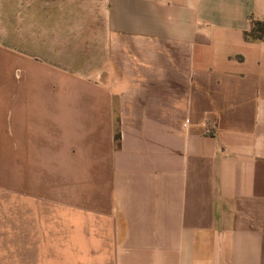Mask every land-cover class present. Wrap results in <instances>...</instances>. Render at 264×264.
<instances>
[{
  "label": "crops",
  "instance_id": "crops-1",
  "mask_svg": "<svg viewBox=\"0 0 264 264\" xmlns=\"http://www.w3.org/2000/svg\"><path fill=\"white\" fill-rule=\"evenodd\" d=\"M119 5L16 38L10 114L0 42V126L48 142L107 264H264V0Z\"/></svg>",
  "mask_w": 264,
  "mask_h": 264
},
{
  "label": "rangeland",
  "instance_id": "rangeland-1",
  "mask_svg": "<svg viewBox=\"0 0 264 264\" xmlns=\"http://www.w3.org/2000/svg\"><path fill=\"white\" fill-rule=\"evenodd\" d=\"M120 3L124 0H0L4 90L9 98L6 102L10 103L6 105L5 113L13 112L11 99L20 73L16 68V38L35 23L78 26L83 20L81 8H118ZM2 132L0 264H78L79 256L88 255L94 246L103 247L102 255L107 264L108 221H95L78 212L73 183H68L66 191L61 188L59 158L46 161L48 142L34 135L32 141L21 142L25 148L20 153L16 119L11 118L0 126V134ZM45 190H49L48 195ZM53 193L58 197L63 194L67 201L53 199ZM95 230H100V236L94 237Z\"/></svg>",
  "mask_w": 264,
  "mask_h": 264
},
{
  "label": "trees",
  "instance_id": "trees-1",
  "mask_svg": "<svg viewBox=\"0 0 264 264\" xmlns=\"http://www.w3.org/2000/svg\"><path fill=\"white\" fill-rule=\"evenodd\" d=\"M252 30L245 35L246 39L259 41L264 37V22H253ZM115 139H118V135L116 134Z\"/></svg>",
  "mask_w": 264,
  "mask_h": 264
}]
</instances>
